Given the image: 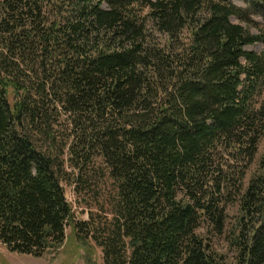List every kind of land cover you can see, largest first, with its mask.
Masks as SVG:
<instances>
[{
  "label": "trees",
  "instance_id": "obj_1",
  "mask_svg": "<svg viewBox=\"0 0 264 264\" xmlns=\"http://www.w3.org/2000/svg\"><path fill=\"white\" fill-rule=\"evenodd\" d=\"M257 43L264 0H0V243L42 258L71 228L103 264H264ZM97 161L112 218L76 223L67 168L82 186Z\"/></svg>",
  "mask_w": 264,
  "mask_h": 264
},
{
  "label": "rangeland",
  "instance_id": "obj_2",
  "mask_svg": "<svg viewBox=\"0 0 264 264\" xmlns=\"http://www.w3.org/2000/svg\"><path fill=\"white\" fill-rule=\"evenodd\" d=\"M237 6L248 9L250 0H232ZM235 24L242 25L246 30L253 34L258 33L255 23L242 22L238 18H232ZM254 21L261 22L259 17L254 16ZM247 51L254 53H263L264 44L257 43L247 46ZM71 174L68 183H63L68 202L73 207L75 215V222H88L91 215L95 214L96 219L102 224L105 217L109 220L112 218L110 207L107 205L105 210L107 214L100 211L103 202L107 199L111 192H114L112 181L109 178L108 172L100 161L96 162L94 171L91 172L92 180L86 185L78 186L74 182V175L72 169L67 168ZM67 239L63 247L53 253L47 254L42 258H37L29 255H20L12 253L5 245L0 243V264H88V259L93 263L103 264V253L100 248L91 240L85 243L78 239L72 232L71 228H67ZM221 241L220 243H222ZM220 250L224 252L228 262H233V254L229 251L228 245L222 243Z\"/></svg>",
  "mask_w": 264,
  "mask_h": 264
}]
</instances>
